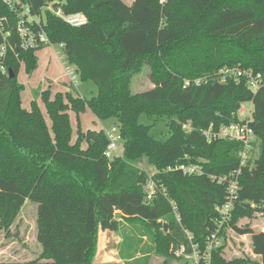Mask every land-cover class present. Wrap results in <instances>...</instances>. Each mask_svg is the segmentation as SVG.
I'll use <instances>...</instances> for the list:
<instances>
[{"label": "trees", "instance_id": "1", "mask_svg": "<svg viewBox=\"0 0 264 264\" xmlns=\"http://www.w3.org/2000/svg\"><path fill=\"white\" fill-rule=\"evenodd\" d=\"M36 15L58 1L65 14L82 13L88 24L74 28L45 11V30L53 45H62L67 62L81 83L92 84V98L69 92L35 93L30 109L22 106L24 86L18 82L22 64L32 75L38 68L36 50L20 49L13 30L15 16L0 4V15L11 19L15 50L6 66L15 74L0 75V230L9 232L27 201L38 205L37 240L40 259L29 263L96 264L99 233H115L119 219L137 220L150 228L168 255L172 245L186 243L184 230L200 246L217 229V206L227 201L228 184L210 176L233 178L239 170L241 189L229 225L241 236L250 235L253 253L264 264V232L238 227L244 218L264 212V0H24ZM3 37L0 35V45ZM149 66L154 86L134 94V77ZM224 68L261 74L256 93L245 78L219 82ZM208 78L207 85L185 87L187 80ZM41 100L51 127L38 101ZM251 103L256 136L255 152L242 166L240 142L209 143L203 131L241 122L238 111ZM90 111L101 122L120 129L123 155L108 159L105 131L82 128L80 116ZM77 119L76 139L71 116ZM166 119L169 133L157 140L153 126L140 123ZM191 123L187 133L183 125ZM146 161L153 176L138 165ZM200 165L203 176H186L170 167ZM156 195L147 201L150 177ZM173 201L182 218L172 213ZM167 221L168 231L164 232ZM226 243L212 254L211 264H254L227 261ZM138 263V262H137Z\"/></svg>", "mask_w": 264, "mask_h": 264}, {"label": "rangeland", "instance_id": "2", "mask_svg": "<svg viewBox=\"0 0 264 264\" xmlns=\"http://www.w3.org/2000/svg\"><path fill=\"white\" fill-rule=\"evenodd\" d=\"M123 1L128 4L132 2V0ZM35 53L39 60L38 68L32 75H29L26 72L25 65L22 64L18 75V82L24 86L21 99L22 106L25 109H30L31 102L35 99L34 92L37 89L41 86V88L47 87L48 89L47 84L45 85L46 80H51L53 83L55 79L63 80L65 77V71L60 59L63 58L65 61H67V59L59 45L39 48L36 49ZM149 74L150 68L146 66L140 74L134 77L131 87L134 94L148 91L154 87L149 80ZM53 86H55L54 89L59 90L56 84H53ZM54 91L55 90H53V93ZM72 92L74 97L88 100L97 94L95 87L89 82H82L79 91L74 90ZM38 104L44 113L46 121L51 127V121L47 116L42 101L39 100ZM245 107L248 109L253 108L251 103H246ZM70 116L74 130L73 140L75 141L78 124L76 115L71 113ZM80 121L85 131H98L102 128L110 132L114 126L113 122H101L96 120L90 111L82 114L80 116ZM94 122H97V125ZM140 123L153 126L150 129V134L155 139L162 140L167 138L169 126L166 119L152 122L143 115L140 118ZM121 154L123 155V151ZM258 155L259 151L256 150L253 160L257 159ZM138 166L149 171L151 175L153 174V168L147 166L146 161ZM37 214L38 205L31 201H27L9 232L0 230V263H29L40 259L42 248L37 240ZM119 222L120 229L118 232L109 233L101 231L99 233V249L97 256L116 257L122 260L120 264H183L173 257L171 247L168 255L160 253V249L162 248L157 243L156 238L150 235V231L152 230L141 221L119 219ZM166 222L167 221L163 219L160 221V224H165ZM228 225L229 223L227 226ZM246 226H250L255 232H264V212L256 213L253 218H244L238 222V227L244 228ZM224 235L226 237V241H224L226 247L223 251V257L227 261L245 259L254 264L260 263V259L253 253L250 235L241 236L231 227L226 228Z\"/></svg>", "mask_w": 264, "mask_h": 264}, {"label": "built area", "instance_id": "3", "mask_svg": "<svg viewBox=\"0 0 264 264\" xmlns=\"http://www.w3.org/2000/svg\"><path fill=\"white\" fill-rule=\"evenodd\" d=\"M167 2L168 0H160L161 5H165ZM57 3L58 1L47 4L42 10V14L36 15L24 0H0V4L5 6L15 16L13 30L15 32V36L17 37L20 49L29 51L47 46H54L44 27L45 22L43 18L46 10L54 13L57 17L61 18L65 23L74 28H80L88 24V19L85 15L82 13L67 15L61 8L54 7ZM11 22L12 21L8 16L0 15V35L3 37V43L0 45V75L9 74L6 61L9 52H13L15 50V45L9 39L13 35ZM60 49H63L62 45H60ZM61 60L65 76L68 80L69 88L79 91L81 80L75 67H72L63 58H61ZM218 75L220 77L219 82L222 84L231 80L238 82L239 80L245 78L253 94H256L263 85V78L261 74L255 75L250 70L247 71L239 68H224ZM209 81L210 80L208 78H199L192 81L187 80L185 82V87H201L203 85H207ZM245 104H242L238 111V117L241 122L221 127L219 129L210 127L208 130L203 131V135L209 143L217 140L240 142L243 145V151L240 154L242 166H245L248 163L251 154L256 151L257 144V136L251 126L254 121V109L246 108ZM183 129L187 133H191L193 131V127L190 122L184 124ZM105 133L109 140L105 156L110 160L122 156L123 139L119 127L114 124L111 131H105ZM168 171H180L186 176H203L205 174L203 167L200 165H181L177 167H170L168 168ZM152 176L149 178L146 189L148 202H151L156 195L157 183ZM241 176V170H239L237 174L230 179L228 177L217 178L215 176H210L211 179L217 181L219 184H228L226 203L222 206L216 207V211L219 215V218L216 221L217 229L215 232L207 236L206 244L204 246H200L198 243H195L194 236L189 231L184 230L187 238L186 243L171 246V253L175 259L181 261L183 264H211L213 252L225 244L224 241H226V237L222 233L221 229L229 223L234 206L239 199ZM170 203L175 220L177 223L181 224L182 218L178 212L176 204L173 201H170Z\"/></svg>", "mask_w": 264, "mask_h": 264}, {"label": "crops", "instance_id": "4", "mask_svg": "<svg viewBox=\"0 0 264 264\" xmlns=\"http://www.w3.org/2000/svg\"><path fill=\"white\" fill-rule=\"evenodd\" d=\"M132 2H133V0H132ZM62 65H63V63H62ZM64 76H65V74H64ZM46 84H47L48 88L51 89L52 93H53V90H55L53 94H56L58 92L65 94V93L69 92V90H70L66 76L64 77L63 80L55 79L53 81V83L51 82V80H49V81L46 80L45 85ZM53 84H56V86L59 87V90L54 89L55 86H53ZM41 87H40V89L42 91H45L47 89V87L46 88H41ZM43 107H44V105H43ZM94 123L97 125V122H94ZM112 261H114V262H112ZM120 263H122V260L121 259L119 260L113 256L112 257H110V256H97V258H96V264H120Z\"/></svg>", "mask_w": 264, "mask_h": 264}, {"label": "water", "instance_id": "5", "mask_svg": "<svg viewBox=\"0 0 264 264\" xmlns=\"http://www.w3.org/2000/svg\"><path fill=\"white\" fill-rule=\"evenodd\" d=\"M9 76H10V78H14L15 77V74L12 72V71H9ZM168 225L167 224H165V226H164V232L166 233L167 231H168Z\"/></svg>", "mask_w": 264, "mask_h": 264}]
</instances>
